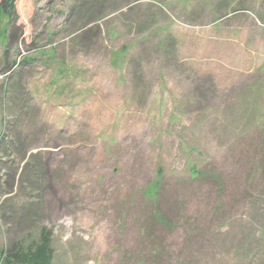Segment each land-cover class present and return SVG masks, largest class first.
I'll list each match as a JSON object with an SVG mask.
<instances>
[{"label": "rangeland", "instance_id": "1", "mask_svg": "<svg viewBox=\"0 0 264 264\" xmlns=\"http://www.w3.org/2000/svg\"><path fill=\"white\" fill-rule=\"evenodd\" d=\"M52 264H264V0H17L0 14V250Z\"/></svg>", "mask_w": 264, "mask_h": 264}, {"label": "trees", "instance_id": "2", "mask_svg": "<svg viewBox=\"0 0 264 264\" xmlns=\"http://www.w3.org/2000/svg\"><path fill=\"white\" fill-rule=\"evenodd\" d=\"M17 0H0V14L13 17ZM54 249L52 231L42 228L33 241H20L0 250V264H52Z\"/></svg>", "mask_w": 264, "mask_h": 264}]
</instances>
